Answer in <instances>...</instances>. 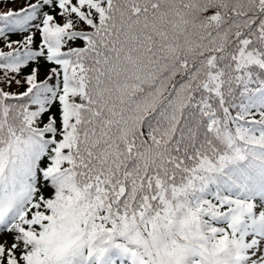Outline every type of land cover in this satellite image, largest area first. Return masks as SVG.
Here are the masks:
<instances>
[{"label": "snow or ice", "instance_id": "1", "mask_svg": "<svg viewBox=\"0 0 264 264\" xmlns=\"http://www.w3.org/2000/svg\"><path fill=\"white\" fill-rule=\"evenodd\" d=\"M0 264H264V0H0Z\"/></svg>", "mask_w": 264, "mask_h": 264}, {"label": "trees", "instance_id": "2", "mask_svg": "<svg viewBox=\"0 0 264 264\" xmlns=\"http://www.w3.org/2000/svg\"><path fill=\"white\" fill-rule=\"evenodd\" d=\"M13 38H16L15 36H13Z\"/></svg>", "mask_w": 264, "mask_h": 264}]
</instances>
